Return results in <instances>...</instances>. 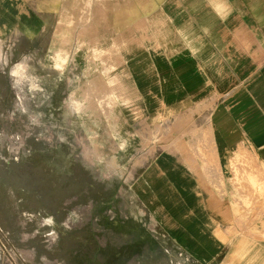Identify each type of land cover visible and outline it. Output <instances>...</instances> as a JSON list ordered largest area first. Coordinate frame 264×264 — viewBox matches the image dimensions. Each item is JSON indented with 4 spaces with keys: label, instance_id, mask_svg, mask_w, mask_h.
<instances>
[{
    "label": "rangeland",
    "instance_id": "374dc122",
    "mask_svg": "<svg viewBox=\"0 0 264 264\" xmlns=\"http://www.w3.org/2000/svg\"><path fill=\"white\" fill-rule=\"evenodd\" d=\"M57 1L33 38L12 33L0 43V264H192L186 238L172 236L159 204L138 188L158 150L211 148L197 139L198 119L168 118L153 102L125 107L102 89L88 51L105 52L96 42L108 31L95 13L97 30H79L57 65ZM84 39L92 41L85 48ZM255 219L243 221L241 235Z\"/></svg>",
    "mask_w": 264,
    "mask_h": 264
},
{
    "label": "crops",
    "instance_id": "0c3cea01",
    "mask_svg": "<svg viewBox=\"0 0 264 264\" xmlns=\"http://www.w3.org/2000/svg\"><path fill=\"white\" fill-rule=\"evenodd\" d=\"M40 2L35 13L33 0H0V43L48 23L55 0ZM94 13L108 31L96 42L105 52L91 54L104 90L125 107L192 114L211 146L158 150L140 196L168 207L192 264H264V0H91V23Z\"/></svg>",
    "mask_w": 264,
    "mask_h": 264
},
{
    "label": "bare ground",
    "instance_id": "6f19581e",
    "mask_svg": "<svg viewBox=\"0 0 264 264\" xmlns=\"http://www.w3.org/2000/svg\"><path fill=\"white\" fill-rule=\"evenodd\" d=\"M83 2V3H82ZM90 4L91 0H61L60 1V17L57 23V39L53 45L55 48L52 47L53 58L56 60L57 65H65L67 60L72 53L74 38L77 36H81L83 33L90 34L89 29L93 28L96 29L90 23ZM72 26L70 29L66 26ZM97 30V29H96ZM92 41L90 39H84L81 41V47L85 48L88 44H91ZM90 55L92 52L94 53L93 49L88 51ZM55 63V62H54ZM99 77V78H98ZM97 83L105 89V76H98ZM105 91V90H104ZM129 152L127 153V156ZM160 209L164 213L165 216L169 219L168 212L165 210L168 207H165V204H159ZM170 220V219H169Z\"/></svg>",
    "mask_w": 264,
    "mask_h": 264
}]
</instances>
